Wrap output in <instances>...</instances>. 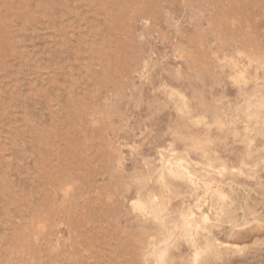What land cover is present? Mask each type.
<instances>
[{
    "label": "rangeland",
    "instance_id": "374dc122",
    "mask_svg": "<svg viewBox=\"0 0 264 264\" xmlns=\"http://www.w3.org/2000/svg\"><path fill=\"white\" fill-rule=\"evenodd\" d=\"M257 219L264 0H0V264H264Z\"/></svg>",
    "mask_w": 264,
    "mask_h": 264
},
{
    "label": "bare ground",
    "instance_id": "6f19581e",
    "mask_svg": "<svg viewBox=\"0 0 264 264\" xmlns=\"http://www.w3.org/2000/svg\"><path fill=\"white\" fill-rule=\"evenodd\" d=\"M263 181V180H262ZM213 187V186H212ZM241 188V187H240ZM210 192V191H209ZM248 195V194H247ZM218 207V206H217ZM252 211V210H251ZM221 213V212H220ZM245 214H248V213H245ZM250 216H251V214H250ZM249 216V217H250ZM258 217V216H257ZM253 218V217H252ZM162 219V218H161ZM252 220V219H251ZM254 220H256V217H255V219ZM258 220V222H260V223H262V221L263 220H261V219H257ZM253 221V220H252ZM205 222V221H204ZM264 222V221H263ZM255 225V224H254ZM231 228H230V235L232 234V235H235V236H241L242 234V232H244V231H246V230H249L250 229V227H249V221H248V219H246V218H244V220L242 221L241 220V222L240 223H231ZM253 226V225H252ZM177 227V226H176ZM251 230V229H250ZM253 230V229H252ZM214 231V230H213ZM226 231V230H225ZM215 232V231H214ZM213 232V233H214ZM232 237V236H231ZM239 238H241V237H239ZM161 257V256H160ZM160 263V262H159Z\"/></svg>",
    "mask_w": 264,
    "mask_h": 264
}]
</instances>
